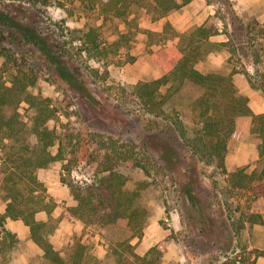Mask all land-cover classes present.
Wrapping results in <instances>:
<instances>
[{
	"label": "rangeland",
	"instance_id": "374dc122",
	"mask_svg": "<svg viewBox=\"0 0 264 264\" xmlns=\"http://www.w3.org/2000/svg\"><path fill=\"white\" fill-rule=\"evenodd\" d=\"M0 11L44 39L49 50L59 52L67 47L70 53L58 61V68L72 72L75 83L83 88L71 86L44 50L20 36L4 21L5 14L0 15V74L9 80L19 68H33L39 79L32 90L51 98L58 109L50 125L73 138L66 159L39 169L46 196L56 202L51 240L63 255L67 248L82 242L87 251L85 264H117L119 252L130 253L128 243L142 255L161 244L164 253L155 264H264V197L228 181V172L239 167L258 173L264 167L251 132L252 117H238L242 135L230 139L229 171L223 172L196 157L177 129L167 127L171 120L147 111L134 91L139 81L164 72L152 50L176 43L179 38L172 35L174 32L206 23L216 26L211 39L226 44L211 51L197 67L204 72H233L243 94L251 92V87L264 92V40L260 37L264 35V0H193L160 19L141 11L138 26L133 24L132 29L122 19L106 18L86 0L47 6L0 0ZM60 21L71 28V34L61 35ZM91 27H98L106 52L80 53L82 42L72 41ZM201 94L202 89L188 83L165 104L170 116L182 118L190 134L201 126L199 109L194 105ZM21 111L26 119L33 114L28 103L22 104ZM115 148H133L145 154L140 155L144 161L148 155L155 161L148 162L149 172L129 161L115 165L127 176V186L141 192L139 203L147 210L141 236H133L127 218L106 225L86 224L69 209L76 204L65 180L69 172L75 182L107 173L101 167L107 152ZM164 154H170L169 159ZM5 207L6 200L0 194V214ZM254 213H261L263 221L251 224ZM38 217L48 216L42 212ZM242 222L246 227L236 235ZM5 226L11 233L0 224V264H52L22 219L8 217Z\"/></svg>",
	"mask_w": 264,
	"mask_h": 264
},
{
	"label": "trees",
	"instance_id": "16d2710c",
	"mask_svg": "<svg viewBox=\"0 0 264 264\" xmlns=\"http://www.w3.org/2000/svg\"><path fill=\"white\" fill-rule=\"evenodd\" d=\"M19 1L34 6H47L53 2L62 5L68 0ZM86 1L91 8H99L106 18L122 19L132 29L133 24L137 25L138 14L141 11L150 13L154 19H160L193 0ZM2 13L5 14L0 11V15ZM4 18L5 22L13 25L20 36L40 46L57 68L58 61L60 62L63 55L70 53L67 47H62L59 52L49 50L46 41L40 36L30 34L28 28H22L17 21L10 18L9 14H5ZM58 23L61 35L71 34V28L64 21ZM169 28L172 29L171 26ZM166 30L168 31V27ZM216 31V26L205 23L182 33L174 32L172 35L179 38L176 43L152 50L155 61L164 71L163 74L157 78L139 81L135 84L134 91L147 111L163 116L168 121L171 120L173 125L168 123L167 127L174 126L177 129L185 145L196 157L207 165H215L226 172L229 171L226 158L230 139L239 138L242 135L237 127L239 116L252 117L253 140L261 157L264 158V112L256 113L252 109L250 97L239 91L233 72H204L197 67L198 62L211 51L226 44L224 41L217 42L211 39ZM126 33L124 34L127 35ZM75 40L82 42L80 53L82 51L106 52L107 48L100 41L98 27H91L72 41ZM58 69L71 86L77 87L78 90L83 89L75 83V75L72 72L67 73ZM38 79V75L30 66L21 67L13 72L9 80L4 78L3 73L0 74V194L6 200L5 211L0 214V224L8 233H11L5 226L6 219L8 217L22 219L30 227L32 239L43 249L45 257L52 264H85L87 251L84 243L73 244L63 255L51 240V234L56 227L52 221L56 202L46 196L47 187L39 176V169L48 167L55 161L66 159L69 145H73V138L64 130L50 125V121L56 118L58 109L51 98L32 90V87L37 85ZM188 83L202 89V94L194 102L195 107L199 109L201 122V126L195 130L194 134L189 133L178 114L170 116L165 109L168 99ZM261 83L264 87V80ZM89 95L93 97L92 94L89 93ZM23 103H28L33 109L30 119H26L21 111ZM55 146H57L56 151L53 149ZM132 150L134 149L115 148L107 152L101 169L108 172L103 175L98 172L91 181L75 182L70 172L66 173L70 178L65 180L76 200V204L69 208L73 216L86 224L101 225L117 222L124 217L128 219L129 229L134 231L133 236L143 234L147 210L139 203L138 198L141 192L127 186V176L115 165L129 161L149 172L148 162L155 161L149 160L152 155H148V159L144 161L140 155L145 154L135 150L131 154ZM174 154L173 151L172 157H177ZM169 155L164 154V157L169 159ZM228 174V181L232 185L248 188L252 193L264 197V167L259 173L248 172L246 167H239L229 171ZM256 180L259 182L255 183ZM42 212L47 214V219L38 217ZM258 221H263L262 214L254 213L250 223ZM245 227L246 224L242 222L235 234L240 235ZM128 248L130 253L119 252L117 264H155L165 249L161 244H157L142 255L134 250V244L128 243Z\"/></svg>",
	"mask_w": 264,
	"mask_h": 264
},
{
	"label": "crops",
	"instance_id": "0c3cea01",
	"mask_svg": "<svg viewBox=\"0 0 264 264\" xmlns=\"http://www.w3.org/2000/svg\"><path fill=\"white\" fill-rule=\"evenodd\" d=\"M261 21L264 22V14H262V16H261ZM262 27L263 28H261V29H262V31H264V25ZM260 37L263 38V40H264V35L261 34ZM251 88H252L251 92L246 94L250 97V105L256 113H262V112H264V92L261 89L256 90L253 87H251Z\"/></svg>",
	"mask_w": 264,
	"mask_h": 264
},
{
	"label": "built area",
	"instance_id": "2783aa9c",
	"mask_svg": "<svg viewBox=\"0 0 264 264\" xmlns=\"http://www.w3.org/2000/svg\"><path fill=\"white\" fill-rule=\"evenodd\" d=\"M67 172L65 171L64 174H66Z\"/></svg>",
	"mask_w": 264,
	"mask_h": 264
}]
</instances>
